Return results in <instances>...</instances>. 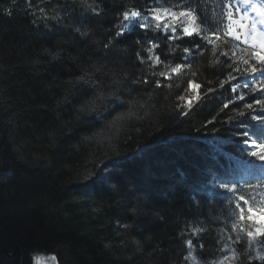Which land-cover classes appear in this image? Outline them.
Masks as SVG:
<instances>
[{
	"label": "trees",
	"instance_id": "trees-1",
	"mask_svg": "<svg viewBox=\"0 0 264 264\" xmlns=\"http://www.w3.org/2000/svg\"><path fill=\"white\" fill-rule=\"evenodd\" d=\"M186 4L211 41L121 28L131 12ZM220 5L0 0V264H187L191 225L204 228L199 254L215 258L239 207L264 212V161L246 146L264 141V110L222 111L248 65Z\"/></svg>",
	"mask_w": 264,
	"mask_h": 264
},
{
	"label": "rangeland",
	"instance_id": "rangeland-1",
	"mask_svg": "<svg viewBox=\"0 0 264 264\" xmlns=\"http://www.w3.org/2000/svg\"><path fill=\"white\" fill-rule=\"evenodd\" d=\"M234 2L240 4L241 0H235ZM253 2V7L248 8L245 13L242 7L234 10L229 34L237 57L244 66L249 64V58H253L254 51L264 53V4H261L264 0H253ZM187 13L188 11L178 12L165 6L156 7L151 11V14L144 16L138 12H131L125 15L121 28H128L136 22H139L141 26L153 23L172 35H176L179 32L178 29H181L184 35H190L192 31H198V29L196 19ZM177 70L178 68L174 71ZM248 70V67L244 68V72ZM248 78L250 79V77ZM189 89L193 93L187 98V105L197 95L198 87L196 84H192ZM249 146V151L252 154L254 151L260 150L255 149L252 143H249ZM255 156L259 161H264V156L259 154ZM218 184L224 188L228 187L230 190L236 188L235 184ZM236 204H239L238 201H236ZM239 212L241 214L240 221L232 229H223L218 233L220 249L215 258H211L210 253H207V258L201 256L198 252L201 245L196 246L194 243V240L204 232L203 226L191 225L185 230L183 235L186 241V263L238 264L240 259L249 261V256L264 252V235H261L264 234V212L252 210L250 207H247L246 210L239 207ZM253 236L256 238L253 239ZM36 264H57V262L53 256L41 255L38 257Z\"/></svg>",
	"mask_w": 264,
	"mask_h": 264
},
{
	"label": "snow or ice",
	"instance_id": "snow-or-ice-1",
	"mask_svg": "<svg viewBox=\"0 0 264 264\" xmlns=\"http://www.w3.org/2000/svg\"><path fill=\"white\" fill-rule=\"evenodd\" d=\"M253 0H241L240 4H233L231 0H227L228 7H224L225 0H221V15L223 16L224 13H229L232 17L234 15V10L236 8L242 7L244 10V13L247 12L248 8L253 7ZM261 4H264V2H261ZM185 8L188 9L189 15L193 16L196 19L197 24H202V19L200 17V14L196 11V9H192L188 4L184 5ZM226 18V17H225ZM258 27H260L258 25ZM197 32H192L190 35H197ZM223 35V33H222ZM248 71L245 72H238L234 76V81H229V88L231 89V85L233 82L239 83L241 80V77H250V79L246 82L248 83L249 87L252 88L255 86V89L253 91L247 92L245 95H240V90L237 89V91L234 93L235 96L231 98H226L227 103H224L222 106V111H225L226 109H229L230 105L235 104L236 101H244L243 104V110H240L241 115L254 111V110H264V60H261L259 63L255 58L250 57L249 58V64H248ZM254 96L255 99H248V97ZM260 119H264V117H259ZM210 123L215 124L216 121L212 120ZM217 131H219L217 129ZM240 135H243V133H240ZM253 147L255 149H260L259 151H254L253 155H261L264 156V141H258L253 140L251 141ZM264 235V234H261ZM256 237L253 236V239ZM264 264V257L254 259L252 261V264Z\"/></svg>",
	"mask_w": 264,
	"mask_h": 264
},
{
	"label": "clouds",
	"instance_id": "clouds-1",
	"mask_svg": "<svg viewBox=\"0 0 264 264\" xmlns=\"http://www.w3.org/2000/svg\"><path fill=\"white\" fill-rule=\"evenodd\" d=\"M83 2H87V0H83ZM87 6H88V8H90L91 11L94 12V13L99 14V12L102 11V8H101L100 6H98V5L94 6L93 3H88ZM149 14H151V13H149ZM69 131H70V129H69ZM261 257H264V252H260L259 254L254 255V256H249L248 259H249V261L251 262V261H253L254 259H258V258H261Z\"/></svg>",
	"mask_w": 264,
	"mask_h": 264
},
{
	"label": "water",
	"instance_id": "water-1",
	"mask_svg": "<svg viewBox=\"0 0 264 264\" xmlns=\"http://www.w3.org/2000/svg\"><path fill=\"white\" fill-rule=\"evenodd\" d=\"M12 254H10V256H11ZM24 262H25V258L24 257H22V263L21 264H24Z\"/></svg>",
	"mask_w": 264,
	"mask_h": 264
}]
</instances>
